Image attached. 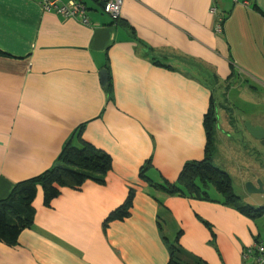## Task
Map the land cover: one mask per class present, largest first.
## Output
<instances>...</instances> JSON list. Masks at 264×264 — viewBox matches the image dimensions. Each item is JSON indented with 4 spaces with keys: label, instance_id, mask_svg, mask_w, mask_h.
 Segmentation results:
<instances>
[{
    "label": "crops",
    "instance_id": "crops-1",
    "mask_svg": "<svg viewBox=\"0 0 264 264\" xmlns=\"http://www.w3.org/2000/svg\"><path fill=\"white\" fill-rule=\"evenodd\" d=\"M83 1L91 27L38 0H0V201L55 167L83 125L82 138L112 158L105 184L65 188L50 206L39 188L33 227L15 247L0 242V264H170L174 244L180 264H254L245 253L264 244V215H243L216 190L210 200L169 195L140 170L150 162L152 177L176 183L204 159L213 90L234 88L238 70L264 90V0H235L227 18L229 3L216 0H123L117 22L107 0ZM221 127L218 118L217 143ZM234 127L230 118L229 138ZM247 168L264 183V159ZM131 190L130 217L105 226Z\"/></svg>",
    "mask_w": 264,
    "mask_h": 264
},
{
    "label": "trees",
    "instance_id": "trees-1",
    "mask_svg": "<svg viewBox=\"0 0 264 264\" xmlns=\"http://www.w3.org/2000/svg\"><path fill=\"white\" fill-rule=\"evenodd\" d=\"M134 35L133 30L132 36ZM153 62L159 66H166L161 62H156V59ZM109 72V81L105 86V90H107L109 96L113 97V82ZM215 107V99L212 98L204 121L207 144L202 161L186 163L176 183L166 182L164 185L153 183L147 178L145 167L142 168L140 177L143 181L165 191L169 195L198 200L211 199L210 194L205 189L211 186L224 197L227 206L237 208L239 212L247 217L260 218L264 215V208L255 209L243 205L241 198L234 194L230 175L218 169L212 163L216 150L218 124ZM84 128V125L81 126L75 132L76 134L69 139L55 167L35 178L17 183L10 196L0 201V242L15 247L18 245L20 234L25 229L33 227L36 218L34 201L39 188H42L44 192L45 205L50 206L52 201L58 198L65 188L80 191L89 180L105 184L106 176L112 170V158L109 154L82 138ZM74 138L77 140L78 146L74 145ZM133 199L134 190H131L125 204L110 214L105 221V226L111 221H121L130 217ZM170 252V264H180L177 259V244L170 246Z\"/></svg>",
    "mask_w": 264,
    "mask_h": 264
},
{
    "label": "rangeland",
    "instance_id": "rangeland-1",
    "mask_svg": "<svg viewBox=\"0 0 264 264\" xmlns=\"http://www.w3.org/2000/svg\"><path fill=\"white\" fill-rule=\"evenodd\" d=\"M216 1L220 9L224 6L225 2L229 3L228 10L226 12H220L221 17L227 18L231 8L234 6L235 0ZM239 74L240 72L238 70V80H235L234 88L229 89L227 93L223 89L216 90L215 87V90H213L216 105L215 111L217 112V117L221 120V136L223 140L221 143L218 142L220 147H217L218 143L216 142L217 151L215 150L216 153L214 152L212 163L218 169L225 172L228 171L231 174L234 194L236 196L240 197L243 192L245 195L248 194V199L241 198L243 205L255 206L256 204H252L254 200L259 203H264V194L249 193L247 191V183H257L260 181L261 179L259 177L261 172L259 170H248L247 167L253 164V160L264 159V148L258 141H252L253 143L250 142L249 144L244 139L246 136L250 138L245 124L247 122L253 125L261 123L264 128V90L244 75L242 79H247L248 82L243 83ZM250 88H254L255 91H251ZM230 118L233 119L235 127L230 132L231 137L229 138V134H226L224 129L230 126ZM218 129H220V126ZM251 140L254 139L251 138ZM77 144V141H75L74 145ZM144 167L146 168V176L150 181L156 184H166V180H159L158 177L160 174L158 177H152V173L157 171L150 165V162L145 163L142 168ZM261 177L263 176L261 175ZM205 189H207L208 194L214 190L211 186ZM254 208L259 209L260 206H255Z\"/></svg>",
    "mask_w": 264,
    "mask_h": 264
},
{
    "label": "built area",
    "instance_id": "built-area-1",
    "mask_svg": "<svg viewBox=\"0 0 264 264\" xmlns=\"http://www.w3.org/2000/svg\"><path fill=\"white\" fill-rule=\"evenodd\" d=\"M46 13H52L64 19H74L82 25L91 27L88 17V7L83 0H38ZM123 0H107L103 4V11L113 22L120 20ZM218 31L221 32V24ZM245 255H253L254 264H264V244L257 243L247 250Z\"/></svg>",
    "mask_w": 264,
    "mask_h": 264
},
{
    "label": "water",
    "instance_id": "water-1",
    "mask_svg": "<svg viewBox=\"0 0 264 264\" xmlns=\"http://www.w3.org/2000/svg\"><path fill=\"white\" fill-rule=\"evenodd\" d=\"M109 81L108 71L103 69L100 73V82L103 87L107 85ZM245 127L249 133V135L257 140L262 147L264 148V128L261 126H254L250 122L245 124ZM247 191L249 193H258L264 194V183L260 180L256 184L255 183H247Z\"/></svg>",
    "mask_w": 264,
    "mask_h": 264
}]
</instances>
